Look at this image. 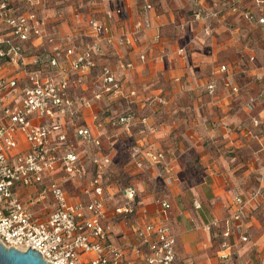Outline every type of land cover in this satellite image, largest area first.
<instances>
[{"label":"crops","instance_id":"crops-1","mask_svg":"<svg viewBox=\"0 0 264 264\" xmlns=\"http://www.w3.org/2000/svg\"><path fill=\"white\" fill-rule=\"evenodd\" d=\"M149 1L153 8L146 17L151 27L133 45H121V34L144 19L142 0H40L35 11L43 21L42 32L25 42L24 65L6 61L1 66L0 78L14 79L20 88L31 69L44 76L52 73L44 62L52 51L48 35L55 33L64 53L71 51L74 56L87 44L97 43L100 48L95 54L97 68L80 75L82 84L69 87L79 118L68 132L67 143L78 149L83 173L71 174L59 166L44 173V183L56 181L70 202L88 204L93 197L89 182L99 177L107 197V239L127 257H133L126 244L135 242L136 231L155 223L177 235L178 264H264V65L252 46V36L264 30V23L246 17L252 13L260 19L263 13L253 0H243L235 13L227 10L231 0ZM13 7L17 14L25 11L23 0H15ZM201 11L206 18L197 17ZM212 12L220 15L210 18ZM93 20L104 23L108 32H94ZM208 25L211 35L206 33ZM128 62L133 67L123 69L121 64ZM223 64L227 71L219 70ZM105 65L126 93L137 92L129 104L125 98L94 100V93L102 88L99 75ZM212 81L216 90L209 94L207 85ZM233 86L238 93H232ZM0 97L9 105L23 99L19 90L13 93L9 88L0 90ZM251 100L253 109H248ZM86 101L91 105H84ZM104 111L114 117L130 111L133 117L120 126L107 120L98 129L95 116ZM3 121L0 112V124ZM80 128H88L100 147L92 141L84 145L77 134ZM19 141L10 160L29 149L22 135ZM58 146L64 154L62 144ZM146 150L162 152L163 164L150 161ZM103 156L110 163L100 171L92 159ZM120 172L129 185L118 181ZM130 185L137 190L135 212L118 214L121 190ZM40 187L17 183L14 191L32 213L47 216L56 202L51 195L38 198ZM257 190L261 193L253 198ZM238 197L246 205L236 219ZM162 201L169 204L166 210Z\"/></svg>","mask_w":264,"mask_h":264},{"label":"built area","instance_id":"built-area-1","mask_svg":"<svg viewBox=\"0 0 264 264\" xmlns=\"http://www.w3.org/2000/svg\"><path fill=\"white\" fill-rule=\"evenodd\" d=\"M142 1L140 13L144 19L136 21L131 30L121 34L119 44L133 45L138 35L151 27L146 16L153 4L149 0ZM242 1L231 0L227 10L238 12ZM253 1L263 16L257 19L254 14L247 13L246 17L250 21L264 23V0ZM14 2L0 0V68L6 61L16 64L22 62L25 42L42 32L43 21L35 11L40 0H23L25 11L22 14L15 12ZM219 15L220 12L209 14L210 18ZM206 16L202 11L197 14L198 18ZM91 27L97 33L108 32L105 24L97 20L91 22ZM6 29L10 33L4 34ZM206 33L212 34L211 25L206 27ZM47 40L52 53L47 54L45 63L51 69V74L44 76L39 69H31L27 83L20 88L16 80L0 78V90L9 88L13 93L19 90L23 97L22 102L16 105H9L5 98L0 97V112L4 118L0 124V243L6 248L21 251L29 248L36 250L50 264H178L177 235L161 224L147 223L136 231L135 242L126 244L133 251V257H127L120 246L108 241L109 226L104 222L107 197L99 177H93L89 182L93 197L88 204L70 202L62 185L56 181L44 183V173L53 172L59 166L71 174L83 173L78 149L67 143L68 132L72 126H76L79 118V108L69 95V87L82 84L80 75L97 67L95 54L100 51L97 43L87 44L81 53L74 56L71 51L64 53L55 33L48 35ZM140 58L145 59V55ZM63 60L67 62L66 66L62 65ZM121 67L129 69L133 63H122ZM227 69V65L223 64L219 70L224 72ZM99 77L102 88L94 93V100L125 98L129 104L130 98L137 96L135 90L125 92L108 65L103 66ZM215 90L216 82L212 81L207 85V91L213 94ZM238 92L239 88L233 86L232 93ZM152 101L147 99L149 104ZM83 104L90 106L91 101ZM247 108L253 109V100L247 104ZM130 113L125 111L116 117L111 114L96 115L95 123L98 129L104 128L107 120L114 126L125 125L133 117ZM35 119L42 122L36 124ZM254 124L258 125V120H254ZM77 134L83 139L84 145L92 141L100 147V140L92 137L88 128L78 129ZM19 135L29 143V149L17 153L14 160H10V152L20 144ZM54 139L62 144L64 154ZM145 156L155 164H163L162 152L146 150ZM92 163L97 170L103 171L110 163V158L95 157ZM169 169L164 165L163 170L170 173ZM171 180V176L166 178L167 182ZM17 183L25 186L41 185L37 197L41 199L51 195L56 202L55 210L47 216L32 213L14 191ZM260 193L257 190L253 198ZM121 194L122 200L116 213L127 216L134 214L136 187L127 186L121 190ZM31 201L34 202V199ZM236 203L235 218L239 219L246 202L238 197ZM160 205L163 210L169 207L167 201L160 202ZM225 234L229 236L230 230ZM243 239L247 240V237ZM225 247L230 246L226 244ZM222 257L227 258L228 255Z\"/></svg>","mask_w":264,"mask_h":264},{"label":"water","instance_id":"water-1","mask_svg":"<svg viewBox=\"0 0 264 264\" xmlns=\"http://www.w3.org/2000/svg\"><path fill=\"white\" fill-rule=\"evenodd\" d=\"M0 264H50L42 255L33 249L21 251L15 248H6L0 243Z\"/></svg>","mask_w":264,"mask_h":264},{"label":"rangeland","instance_id":"rangeland-1","mask_svg":"<svg viewBox=\"0 0 264 264\" xmlns=\"http://www.w3.org/2000/svg\"><path fill=\"white\" fill-rule=\"evenodd\" d=\"M48 41V40H47ZM252 46H253V48L255 49V52L258 54L257 56L259 57V62L262 64V65H264V30L262 31V30H260V32L258 31L257 33H255L253 36H252ZM52 53V51L51 52H49L48 54H51ZM47 56V55H46ZM46 56L44 57V62H45V60H46ZM62 63V62H61ZM62 65H64V66H66L67 65V62L65 63V62H63L62 63ZM97 68V67H96ZM95 68V69H96ZM103 68V67H102ZM102 68L100 69V74H101V71H102ZM95 69H91V70H95ZM72 85H74V84H72ZM116 99H118V98H116ZM100 100H102V99H100ZM101 115H106V111H104ZM120 126V125H119ZM94 166V165H93ZM119 176V178H118V181H120V182H122L123 183V185H129V179H126L124 176H126L125 174H124V176H123V174H122V172H120L119 174H118Z\"/></svg>","mask_w":264,"mask_h":264}]
</instances>
